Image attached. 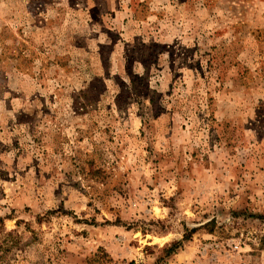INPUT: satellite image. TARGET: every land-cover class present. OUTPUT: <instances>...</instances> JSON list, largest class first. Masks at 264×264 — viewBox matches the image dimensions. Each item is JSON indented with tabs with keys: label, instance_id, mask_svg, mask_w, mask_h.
<instances>
[{
	"label": "rangeland",
	"instance_id": "374dc122",
	"mask_svg": "<svg viewBox=\"0 0 264 264\" xmlns=\"http://www.w3.org/2000/svg\"><path fill=\"white\" fill-rule=\"evenodd\" d=\"M0 264H264V0H0Z\"/></svg>",
	"mask_w": 264,
	"mask_h": 264
},
{
	"label": "built area",
	"instance_id": "2783aa9c",
	"mask_svg": "<svg viewBox=\"0 0 264 264\" xmlns=\"http://www.w3.org/2000/svg\"><path fill=\"white\" fill-rule=\"evenodd\" d=\"M236 247V246H235Z\"/></svg>",
	"mask_w": 264,
	"mask_h": 264
}]
</instances>
